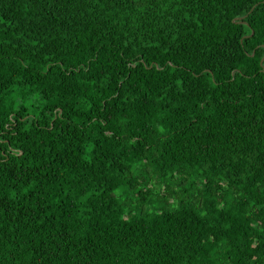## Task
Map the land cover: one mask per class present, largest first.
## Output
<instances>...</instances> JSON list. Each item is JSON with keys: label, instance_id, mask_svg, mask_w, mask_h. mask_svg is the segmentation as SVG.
<instances>
[{"label": "trees", "instance_id": "1", "mask_svg": "<svg viewBox=\"0 0 264 264\" xmlns=\"http://www.w3.org/2000/svg\"><path fill=\"white\" fill-rule=\"evenodd\" d=\"M0 264H264V0H0Z\"/></svg>", "mask_w": 264, "mask_h": 264}, {"label": "rangeland", "instance_id": "2", "mask_svg": "<svg viewBox=\"0 0 264 264\" xmlns=\"http://www.w3.org/2000/svg\"><path fill=\"white\" fill-rule=\"evenodd\" d=\"M124 198H125V196H122V197H121V201H123V200H124Z\"/></svg>", "mask_w": 264, "mask_h": 264}, {"label": "water", "instance_id": "3", "mask_svg": "<svg viewBox=\"0 0 264 264\" xmlns=\"http://www.w3.org/2000/svg\"><path fill=\"white\" fill-rule=\"evenodd\" d=\"M239 18H240V17H239ZM233 21H234V19H233ZM260 63H262V59H261Z\"/></svg>", "mask_w": 264, "mask_h": 264}]
</instances>
